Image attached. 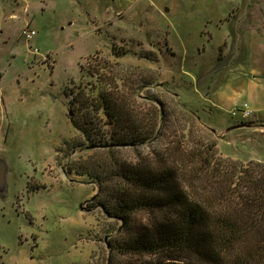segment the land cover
<instances>
[{"label": "rangeland", "instance_id": "374dc122", "mask_svg": "<svg viewBox=\"0 0 264 264\" xmlns=\"http://www.w3.org/2000/svg\"><path fill=\"white\" fill-rule=\"evenodd\" d=\"M84 66L123 91L149 84L140 93L165 102L170 132L179 99L217 131L223 156L264 163V0H0V264L130 262L110 250L122 222L90 209L97 187L73 167L100 152L70 117L72 91L102 82Z\"/></svg>", "mask_w": 264, "mask_h": 264}, {"label": "trees", "instance_id": "16d2710c", "mask_svg": "<svg viewBox=\"0 0 264 264\" xmlns=\"http://www.w3.org/2000/svg\"><path fill=\"white\" fill-rule=\"evenodd\" d=\"M125 54L113 51L118 59ZM83 69L102 82L89 94L82 86L72 91L70 117L86 149L100 152L73 167L97 187L90 209L122 222L120 238L109 243L114 255L130 258L121 264H264V163L223 156L217 132L178 95L183 118L170 132L165 102L140 93L149 84L133 81L123 91L105 67ZM147 101L158 109L146 110ZM78 106L82 120L74 114ZM93 115L110 130L102 131ZM77 144L73 149L84 146ZM127 150L135 155L125 156Z\"/></svg>", "mask_w": 264, "mask_h": 264}, {"label": "built area", "instance_id": "2783aa9c", "mask_svg": "<svg viewBox=\"0 0 264 264\" xmlns=\"http://www.w3.org/2000/svg\"><path fill=\"white\" fill-rule=\"evenodd\" d=\"M21 35L27 42H31L34 39V37H36L37 31L33 28L27 27L24 30H22ZM243 112L246 116H249L251 114V112L247 108V105L244 106ZM235 115L236 113H234V116Z\"/></svg>", "mask_w": 264, "mask_h": 264}, {"label": "crops", "instance_id": "0c3cea01", "mask_svg": "<svg viewBox=\"0 0 264 264\" xmlns=\"http://www.w3.org/2000/svg\"><path fill=\"white\" fill-rule=\"evenodd\" d=\"M259 89L257 88V85L255 86V91H258ZM253 96H251V98H252ZM247 105V104H246ZM245 105V106H246ZM244 108V107H243ZM247 108H248V105H247ZM248 110L250 111V109L248 108ZM251 112V111H250ZM242 113H243V115L245 116V117H249V116H251V114H252V112H251V114L249 115V116H246L245 114H244V112L242 111ZM238 114L236 113V115H235V117L237 116ZM234 116V115H233ZM258 125V127L259 128H264V123H257ZM261 130H263V129H261ZM217 132V131H216ZM218 134V133H217ZM218 148H219V143H218Z\"/></svg>", "mask_w": 264, "mask_h": 264}]
</instances>
